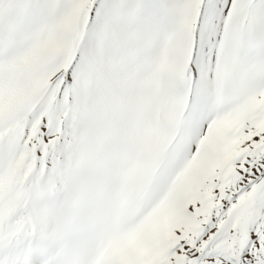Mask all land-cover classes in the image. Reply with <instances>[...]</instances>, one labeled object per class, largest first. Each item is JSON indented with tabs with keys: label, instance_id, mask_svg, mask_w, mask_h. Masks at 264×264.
<instances>
[{
	"label": "snow or ice",
	"instance_id": "snow-or-ice-1",
	"mask_svg": "<svg viewBox=\"0 0 264 264\" xmlns=\"http://www.w3.org/2000/svg\"><path fill=\"white\" fill-rule=\"evenodd\" d=\"M0 264H264V0H0Z\"/></svg>",
	"mask_w": 264,
	"mask_h": 264
}]
</instances>
